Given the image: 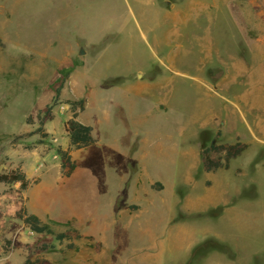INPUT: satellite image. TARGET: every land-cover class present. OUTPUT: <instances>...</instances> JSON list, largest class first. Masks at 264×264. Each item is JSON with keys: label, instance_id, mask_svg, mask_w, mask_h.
Wrapping results in <instances>:
<instances>
[{"label": "rangeland", "instance_id": "374dc122", "mask_svg": "<svg viewBox=\"0 0 264 264\" xmlns=\"http://www.w3.org/2000/svg\"><path fill=\"white\" fill-rule=\"evenodd\" d=\"M70 66L44 137L37 114ZM74 97L96 142L62 176ZM214 139L247 144L213 176L229 206L195 179ZM19 165L42 176L28 211L69 221L70 238L30 230L19 185L0 184L5 264H264V0H0V170Z\"/></svg>", "mask_w": 264, "mask_h": 264}, {"label": "trees", "instance_id": "16d2710c", "mask_svg": "<svg viewBox=\"0 0 264 264\" xmlns=\"http://www.w3.org/2000/svg\"><path fill=\"white\" fill-rule=\"evenodd\" d=\"M75 66H70L62 70L64 78L60 80L59 86L56 88V93L53 97L52 102L47 103L44 108H41L37 114L40 126L37 131L41 132L42 136H48V133L44 130V124L47 121L55 118L54 108L60 101L61 90L65 84V79L70 76ZM66 102L70 106L71 116L65 121L64 126L69 136L70 147L63 148L61 145H57L55 150L60 158L61 167L63 168V175L69 176L76 168V162L72 159L70 154V148H81L94 144L96 142L95 137L92 134L93 127L91 125L81 122L77 117L79 111L85 108L86 98H70ZM30 119V118H29ZM247 148V144L243 142H236L233 144H217L215 141L207 148H204L202 154L204 159V166L207 170H216L218 168H228L230 160L242 154ZM224 150V160L212 159L210 153L212 151ZM0 182L5 184L19 183V192L26 190L32 183L27 177L25 171L17 166L8 171H0ZM156 189H161L162 184L156 182L153 184ZM16 215L23 220L24 224L35 233L39 234H54L57 240L63 241L69 239L68 229L58 231L56 226H68V222H58L52 219L48 221L43 220L40 216L35 213H30L25 205H22L16 212ZM73 228V227H72ZM8 244H4L6 250H9V244L11 240H6ZM23 264H51L50 260L46 258H26Z\"/></svg>", "mask_w": 264, "mask_h": 264}, {"label": "crops", "instance_id": "0c3cea01", "mask_svg": "<svg viewBox=\"0 0 264 264\" xmlns=\"http://www.w3.org/2000/svg\"><path fill=\"white\" fill-rule=\"evenodd\" d=\"M75 70V69H74ZM73 70V71H74ZM73 71H72V73H73ZM72 73H71V75H72ZM71 75H70V77H71ZM216 80V79H215ZM215 80H213L212 82H210V81H205L204 82V84H205V86L206 87H208V90L211 92V91H213L214 93L217 91L216 89H217V86H218V81H217V83H216V81ZM117 87H124V85L123 84H117L116 85ZM126 95H129L128 93H126ZM74 98H79V97H74ZM74 98H72V99H74ZM128 99L129 100H131L132 99V97L131 96H129L128 97ZM159 105H160V108H162L163 107V105H162V103H159ZM87 107V103L85 104V108ZM85 108L83 109V110H81V111H79V113H78V119L81 121V122H83V123H85V124H88V123H86V122H84V121H82L81 119H80V114H81V112L82 111H84L85 110ZM157 109H158V105H157ZM71 116V113H70V115L68 116V118ZM67 118V119H68ZM200 118V117H199ZM198 118V119H199ZM210 118H211V120L210 121H208L207 120V118H200V120H201V123H200V127L204 130V127H207L209 124L213 127V130H212V132H211V134L214 132V128H215V123H216V114H211V116H210ZM66 121V120H65ZM211 122V123H210ZM65 123V122H64ZM93 131V130H92ZM218 135H219V133H217ZM68 136V135H67ZM214 141H215V139H214ZM213 142V141H212ZM206 144V143H205ZM205 144H200V146L197 148V151H196V154H197V156H198V160H199V163H200V166H199V172H198V174H196V178L195 179H197V177L201 174V172H205V174H206V176H207V180H206V182H205V184H206V186L207 187H209L208 189L210 190V192H208L207 194H206V198L205 199H207V201H209V200H211V201H213L214 203L213 204H215V206H222V205H225V206H229L228 205V201H225L224 203L225 204H222V203H220L219 204V201L220 200H222L223 199V193L221 192L220 193V195H216V191L214 190V185H215V182H214V175H216V173H217V170H219V169H221V168H218V169H216V170H207L206 168H205V166H204V159H203V154H202V152H203V148H207V147H209L210 145H211V143L209 144V145H205ZM218 144V143H217ZM92 146V145H91ZM205 146V147H204ZM63 147V146H62ZM70 147V141H69V136H68V144L66 145V147H63V148H69ZM86 147H88V146H86ZM81 148H84V147H81ZM81 148H74V147H71L70 148V154H71V156H72V159L76 162V168L74 169V171L69 175V176H71L74 172H75V170L77 169V167H78V163H77V161L75 160V158H74V151L75 150H77V149H81ZM131 150H135V147L133 146L132 148H131ZM213 152H216V151H212L211 153H210V157L212 158V159H215L216 160V158L215 157H213V155H212V153ZM243 153V152H242ZM130 164H131V167H132V169H134V171H136L137 169H139V160L138 159H136V156H134L133 157V155H131L130 156ZM230 164V163H229ZM24 171H25V173H26V175H27V177L32 181V183H31V185L26 189V190H24V191H22V192H20V193H24V198H25V202H24V204H22V205H25V207L27 206L26 205V202H27V200L29 199V197H28V195H27V191H28V189L33 185V184H38L41 180H42V176L40 175L39 176V178H35V179H33L34 177H35V175H36V172H35V168H27V167H25L24 165H19ZM60 166H61V163H60ZM17 167V166H16ZM12 168H15V167H12ZM12 168H10V169H12ZM9 169V170H10ZM1 171V170H0ZM6 171H8V170H6ZM42 175H43V173H42ZM62 176H64L63 174H62ZM190 179V178H189ZM195 179H194V181H195ZM193 181V180H192ZM154 182H160L161 184H162V188L161 189H163L164 187H165V185L161 182V181H157V180H151L150 181V183L151 184H153ZM0 184H5V183H3V182H0ZM7 185H10V184H7ZM12 185V184H11ZM13 185H15V186H17V185H20L19 183H14ZM19 187V186H18ZM216 198H218V200H216ZM21 205V206H22ZM231 206V205H230ZM27 208V207H26ZM19 210V209H18ZM28 210V209H27ZM30 213H32V212H30ZM36 214V213H35ZM38 215V214H37ZM38 216H40V215H38ZM48 216V215H47ZM43 220H45V221H48L49 219H52V220H55V221H58V222H63V221H59V220H56V219H53V218H51V217H49L47 220L44 218V217H42V216H40ZM2 247H3V249L5 250V247H4V244L2 245ZM8 251V250H7ZM6 259H4V257H0V264H5L6 262H10V257L9 256H7V257H5ZM26 260V259H25ZM24 260V261H25ZM24 263V262H23ZM22 263V264H23Z\"/></svg>", "mask_w": 264, "mask_h": 264}]
</instances>
